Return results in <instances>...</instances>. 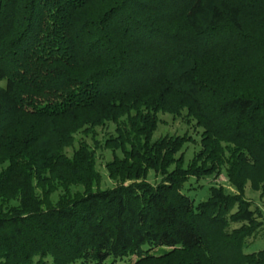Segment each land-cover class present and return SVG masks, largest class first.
Returning <instances> with one entry per match:
<instances>
[{
	"label": "trees",
	"instance_id": "obj_1",
	"mask_svg": "<svg viewBox=\"0 0 264 264\" xmlns=\"http://www.w3.org/2000/svg\"><path fill=\"white\" fill-rule=\"evenodd\" d=\"M159 111L203 128L192 160ZM118 120L131 182L94 189L77 136ZM223 168L264 192V0H0V264H264L247 200L187 192Z\"/></svg>",
	"mask_w": 264,
	"mask_h": 264
},
{
	"label": "rangeland",
	"instance_id": "obj_2",
	"mask_svg": "<svg viewBox=\"0 0 264 264\" xmlns=\"http://www.w3.org/2000/svg\"><path fill=\"white\" fill-rule=\"evenodd\" d=\"M213 63L210 61H203L200 64V70L205 71ZM5 84L4 82H2ZM135 113L133 112L132 115ZM157 123L155 130L152 135L153 140L166 139L176 140L183 137L186 141L183 145L182 151L185 154L186 161L192 160L194 154H196L201 149V140L203 128L197 126L196 121L192 120L186 115H174L170 112L159 111L156 113ZM126 120L127 117L121 118ZM131 122L126 121H110L104 126H98L94 131L89 133H80L77 138L82 137L83 140L87 141L88 144L94 149L95 158L93 168L99 172L100 181L93 184L92 188H111L119 183L124 182L125 184L130 183L128 179L132 171V163L130 160V153L127 151L130 148V143H125L123 139L119 137V130L121 128L125 131H129ZM22 125H27L26 122ZM78 147V143L75 144V148ZM67 152L69 155H72L73 148H68ZM114 164V167L117 168V172L111 175L109 166ZM160 177H156L153 171H149V181L156 183ZM192 188L188 190V194L195 199L196 203L206 199L208 197L209 191L208 188L211 185L222 186L226 192L230 194L240 195L242 198L247 200L251 208L256 212L258 220V230L255 237L251 242L247 243L244 246V251L247 253L259 251L264 249V192L263 190L254 189L252 182L248 181L245 185L243 192H238L236 187L228 179L225 169L215 173L214 176H211L206 179H201L196 181L192 179L187 183V187ZM203 185L201 188L197 186ZM200 187V186H199ZM72 193L77 191L84 190V184H73L70 186ZM39 191V190H38ZM65 193L64 189H59L57 192L51 195L52 204L55 205L59 197ZM209 232L213 238L215 236V229H210ZM136 260V257H133L131 260H128L124 264H130ZM51 261V259H49Z\"/></svg>",
	"mask_w": 264,
	"mask_h": 264
}]
</instances>
